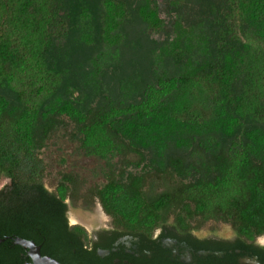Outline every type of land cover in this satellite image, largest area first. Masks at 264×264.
I'll return each mask as SVG.
<instances>
[{
    "label": "trees",
    "instance_id": "1",
    "mask_svg": "<svg viewBox=\"0 0 264 264\" xmlns=\"http://www.w3.org/2000/svg\"><path fill=\"white\" fill-rule=\"evenodd\" d=\"M61 131L102 181L60 157L46 188ZM0 178V236L61 264L92 253L69 207L264 235V0H0Z\"/></svg>",
    "mask_w": 264,
    "mask_h": 264
},
{
    "label": "flooded vegetation",
    "instance_id": "2",
    "mask_svg": "<svg viewBox=\"0 0 264 264\" xmlns=\"http://www.w3.org/2000/svg\"><path fill=\"white\" fill-rule=\"evenodd\" d=\"M78 211L80 220L69 225L87 231L88 243L83 249L92 253L78 259L77 264H264V235L251 239L229 225L232 235L223 236L216 231L224 223L207 221L196 228L199 222L195 221L182 230L170 219L147 236L115 230L111 219L108 225L90 224L83 216L88 210ZM12 238L0 236V259L9 257L3 244Z\"/></svg>",
    "mask_w": 264,
    "mask_h": 264
},
{
    "label": "rangeland",
    "instance_id": "3",
    "mask_svg": "<svg viewBox=\"0 0 264 264\" xmlns=\"http://www.w3.org/2000/svg\"><path fill=\"white\" fill-rule=\"evenodd\" d=\"M63 131H61L58 134V141L57 144L51 145L48 152H46V155L51 159L50 161V169L47 172L44 183L46 188L49 191H53L56 186V176L57 172L63 168V165L60 166L58 159L60 157L65 158L68 162L66 163L65 167L67 169H73L80 173L81 176L87 177V183L88 185L98 183L100 177L94 176L92 172H90L91 169H94L95 165L93 161H90L89 159H84L82 157H78L74 153V146L69 143L66 139V135H63ZM74 166V167H73ZM8 181L5 178H0V188L4 186ZM80 207H70L68 211V221L69 224H75L77 223L80 218H77L78 209ZM77 210V211H76ZM83 216L89 220L90 224L93 225H108V222L110 220L109 217H107L99 205H96L92 210H88V212L84 213ZM88 230H90L88 228ZM218 234L223 236H231L232 235V229L228 224H222L220 226H217ZM261 240H264V237L261 238Z\"/></svg>",
    "mask_w": 264,
    "mask_h": 264
},
{
    "label": "water",
    "instance_id": "4",
    "mask_svg": "<svg viewBox=\"0 0 264 264\" xmlns=\"http://www.w3.org/2000/svg\"><path fill=\"white\" fill-rule=\"evenodd\" d=\"M11 240L14 245H17L26 251V255L30 260L26 264H61L48 256H42L40 247L32 241L21 239L19 237L12 238Z\"/></svg>",
    "mask_w": 264,
    "mask_h": 264
}]
</instances>
